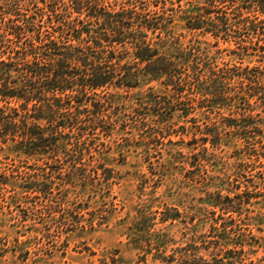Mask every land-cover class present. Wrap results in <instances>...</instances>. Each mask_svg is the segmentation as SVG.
Here are the masks:
<instances>
[{"label":"rangeland","instance_id":"1","mask_svg":"<svg viewBox=\"0 0 264 264\" xmlns=\"http://www.w3.org/2000/svg\"><path fill=\"white\" fill-rule=\"evenodd\" d=\"M164 1L167 7L178 8L180 4L186 7L191 0H146L153 9H161ZM204 1L213 11V18L228 19V29L216 37L213 32L190 30L178 20L171 25L173 31L164 34L170 39H165L169 41L165 50L172 53L181 46L193 52L206 73L212 68H231L236 79L241 72L264 65L260 55L247 54L242 48L248 45L242 37L249 36L243 19L251 13L245 10L240 15L239 8L229 0H218L214 6L211 0ZM237 3L252 5L245 0ZM2 10L0 7V14ZM249 51L254 52L252 48ZM151 85H156L159 100L166 104L164 86L145 80L129 96L109 105L111 119L106 120L115 124L113 129L108 134L99 129V140L106 143V147L100 146L104 151L101 163L114 176L110 188L106 184L69 183L65 173L62 178L53 177V200L23 192L18 186L21 180L16 177L0 186V264H184L181 259H187L190 243L195 242L199 251L192 257L212 260L226 252L218 241L225 226V235L247 243L243 264H264V102L251 100L258 116L247 127L229 126L232 119L242 117L233 112L247 107L241 100L236 101L233 112L225 107L216 108L213 113L207 111L210 118L202 113L206 108L195 102L196 111L188 116L183 114L188 106L182 103L172 119H159L156 106L149 104L145 108L140 103ZM236 85L237 80L232 87L241 89ZM214 123L220 127V144H213ZM207 135L208 140L204 141L202 137ZM194 137L197 142H193ZM73 153L70 150L62 155L65 164L72 161ZM7 154L16 161L6 159ZM0 159L23 164L22 168L28 171L36 162V157H19L9 150H0ZM97 161L91 163L96 165ZM0 168H4V162ZM213 192L230 195L233 203L222 207L207 204ZM79 203L83 206L76 210ZM145 209L154 219L149 222L150 233L145 235L143 249L137 245L131 227L135 217L143 218L141 212ZM165 214L176 219L163 221ZM88 218L95 219L93 226ZM144 220L147 219L141 221ZM148 238L153 243L149 244ZM157 239L163 242L161 250L156 246ZM162 257L168 260L162 261ZM173 257L175 260L169 262Z\"/></svg>","mask_w":264,"mask_h":264},{"label":"trees","instance_id":"2","mask_svg":"<svg viewBox=\"0 0 264 264\" xmlns=\"http://www.w3.org/2000/svg\"><path fill=\"white\" fill-rule=\"evenodd\" d=\"M211 1L214 6L218 0ZM229 1L239 8L240 15L245 10L251 13L243 19L249 36L242 37L243 42H248L242 48L247 54L260 55L262 62L264 0H245L251 1V6ZM164 3L161 9H153L146 0H3L0 6L3 7L0 14V150H9L19 157H36V162L28 171L7 154L6 159L15 161L0 159V163L4 162V168H0V186L8 185L16 177L21 180L18 186L23 192L50 200H53L51 189L55 175L62 178L66 174L69 183L109 187L114 176L111 169L101 163L104 151L100 146L106 147V143L99 140L100 131L108 134L115 126L106 120L111 119L107 110L114 100L129 96L145 80L157 81L165 88L160 89L165 92L166 104L159 100L156 85L149 86V93L140 100L145 108H149V104L156 106L159 119H172L182 103L188 106L183 112L188 116L196 111L195 102L198 107L206 108L202 113L210 118L207 111L213 113L214 109L223 107L232 111L236 101L241 100L247 107L232 111L242 117L232 119L229 126L253 124L252 119L258 115L254 113L251 100L264 102V65L241 72L236 79L231 68H212L206 73L193 52L181 46L175 52L166 51L169 38L164 34L173 31L171 25L176 21L185 22L190 30L213 32L219 37L221 31L228 29V19L213 18V11L204 0H191L186 7L180 4L178 8ZM251 48L254 52L249 51ZM236 80V86L241 89L232 87ZM212 127L213 144H220V127L215 123ZM202 139L207 141L208 135ZM193 142H197L196 137ZM70 150L74 157L67 165L61 157ZM97 159L96 165L91 163ZM196 160L200 162L198 156ZM222 198L225 201H221ZM233 200L230 195L224 196L221 192L214 195L213 192L207 204L222 207L232 204ZM111 205L114 207L115 203L112 201ZM82 206L79 203L76 210ZM147 214L148 209L143 210V218L135 217L131 227L141 248L145 235L150 233L149 222L154 219ZM143 219L148 222L141 221ZM168 219L176 217L162 218L163 221ZM94 220L88 218L89 224L93 226ZM227 231L225 226L218 235L221 249H226L221 257L212 260L192 257L199 251L195 242L190 243L187 259L181 260L184 264H243L242 254L247 243L234 241L224 234ZM148 243H153L151 238ZM162 243L157 239L158 250ZM223 243L234 246L228 248ZM164 260L168 259L162 257ZM174 260L175 257L169 262Z\"/></svg>","mask_w":264,"mask_h":264}]
</instances>
